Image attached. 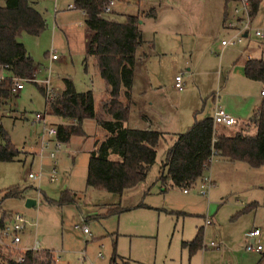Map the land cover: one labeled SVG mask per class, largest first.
<instances>
[{"label":"rangeland","instance_id":"rangeland-1","mask_svg":"<svg viewBox=\"0 0 264 264\" xmlns=\"http://www.w3.org/2000/svg\"><path fill=\"white\" fill-rule=\"evenodd\" d=\"M111 1L110 13L103 18H133L144 39L154 38L162 44L170 28L156 5V18L152 21L146 16L151 8L149 0ZM67 6L71 7V0H38L34 4L45 28L38 36L21 33L17 41L32 59L35 72L30 80H21L20 91L0 103V128L18 153L11 162L0 163V198L9 187L22 190L19 198L0 199V213L17 214L26 221L22 242L34 241L40 250L51 251L57 264H109L111 257L114 264H264L262 168L252 169L241 162L213 158L203 173L212 182L206 194L199 193L198 182L184 194L181 188L162 187L156 181L160 171L165 173L161 169L163 154L170 146L160 141L153 165L143 182L134 188L119 196L87 189L84 179L88 153L105 135L94 120H83L80 125L83 136H72L61 144L53 161L47 157V151L37 156L41 131L59 122L44 113L46 79L49 96L62 90V79H69L78 93L91 91L95 112L104 93L94 59L86 61L83 71L82 16L67 11ZM249 28L246 38L224 50L220 42L230 39L235 31L222 29L215 39H209L189 57L187 52L159 56L152 53L154 47L143 48L145 58H136L131 92L134 104L129 108L125 126H143L137 118L139 106L152 119L162 116L169 122L168 129L181 134L191 125L193 113L196 120L212 118L211 96L224 86L231 96L228 101L254 99L257 93L254 82L247 81L250 87L241 92L234 89L233 83L235 79H243L239 71L244 54L253 59L264 55V46H260L264 45V0H258ZM254 30L263 33V39L255 38ZM50 54L56 60H50ZM178 74L183 82L180 92L173 88L174 75ZM226 78H230L227 84ZM36 115L43 116V123L33 121ZM246 119H240L238 125L223 127V134L241 131L251 135L253 129ZM108 158L117 159L114 155ZM52 164L56 177L49 182ZM28 173H40L39 180L28 179ZM63 193L71 197L70 203L61 202ZM26 200L34 201V206L25 208ZM206 219L208 225L204 223ZM198 228H202L201 246L205 248L190 255L181 244L192 240ZM82 229L87 233L82 234ZM252 229L260 232L254 240L261 247L258 253L243 249L248 243L245 234ZM210 242L218 243V248L208 247Z\"/></svg>","mask_w":264,"mask_h":264},{"label":"trees","instance_id":"trees-1","mask_svg":"<svg viewBox=\"0 0 264 264\" xmlns=\"http://www.w3.org/2000/svg\"><path fill=\"white\" fill-rule=\"evenodd\" d=\"M38 0H3L0 6V103L14 96L10 92L14 80H30L35 72L32 59L17 41L21 34L38 36L45 28V21L34 9ZM107 0H71V8L84 14L83 71L86 61L94 59L104 93L98 112L93 106L91 91L76 92L69 79H62V90L56 95H45L44 113L73 124L54 125L56 140L64 144L72 136H83L80 125L83 120H94L104 131V139L88 153L85 188L120 195L143 182L155 160V148L163 141V134L156 131L134 130L123 127L130 108L134 52L141 44L138 24L133 18L114 22L100 16V7ZM231 0H224L225 6ZM249 18L258 6V0H248ZM245 79L259 82L264 91V55L242 64ZM195 115V114H194ZM184 133L174 135L172 144L163 154L162 168L156 181L160 186H173L183 190L194 186L207 170L209 160L217 158L226 162H241L252 169L262 168L264 178V95L252 110L247 123L253 129L251 135L235 132L233 135H214L210 118L196 120ZM106 117L107 119H104ZM18 153L11 146L8 136L0 128V163L11 162ZM109 155L117 157L109 160ZM22 190L9 187L1 194V200L19 198ZM67 193L61 202L70 203ZM4 217L5 213H0ZM202 229L198 228L193 239L181 244L191 255L201 248ZM9 264H57L52 253L40 250L26 252L22 263ZM114 264V257L110 263Z\"/></svg>","mask_w":264,"mask_h":264},{"label":"crops","instance_id":"crops-1","mask_svg":"<svg viewBox=\"0 0 264 264\" xmlns=\"http://www.w3.org/2000/svg\"><path fill=\"white\" fill-rule=\"evenodd\" d=\"M149 3L151 4V8L149 14L146 15L148 19L152 21L155 20L156 18L155 5H156V9L162 12V14L164 13V16H166V20H165L167 24L166 26L169 27L170 30H168L166 37L163 40H161L162 42L161 44L160 41L157 43V40H155L154 38H151L152 39L151 41L150 39L147 38L144 39L142 37V32L138 27L141 44L136 48L134 52L132 83L134 78L136 58L137 60H143L145 58V53L144 51H142L143 48L152 49L154 47L152 49V53L159 56L164 55L167 52H171L175 54H183L187 52L189 57L190 55H192V53H194V51L202 48L209 39L211 38L213 39L214 37L218 36L220 30L223 29L226 31H233L230 29H225L224 27L225 18H227V13L229 12V8H230V4H227L225 6L224 0H149ZM67 11L77 12L82 16V21L84 20L83 12L74 10L72 8L70 9L67 8ZM110 17L111 18H105V19L118 23L123 22L127 18L124 17L121 20H115L114 18H112L113 16ZM182 37H184V39H182ZM242 38H246V35H243ZM151 42H153L154 46L151 44ZM260 46L263 47L264 45L262 44ZM225 48L221 47L222 50H224ZM249 58L252 59L251 57ZM246 60L247 59L244 58L242 64ZM239 72L240 74H242V65ZM241 76L243 79H235V82L233 83L235 85L234 89H236L238 92L245 91L248 87H250V85L246 83L249 80L245 79L243 75ZM228 80H230V78L229 79L226 78V82H225L226 84L228 83ZM249 82H253V81H249ZM132 83L130 90V106L134 104L131 101ZM146 83H148V80L146 81ZM254 83L256 84L255 90L257 91L254 99L246 97L243 98L241 101L235 100L234 103L233 100L231 99L228 101L229 97L231 96L229 93V89L224 86V88L221 89V92H218L216 94L215 99H214L215 94L211 96V102L213 104L214 101L216 100L217 105L221 109L223 108L224 112L235 120V125H238L237 123L240 119H243L245 117H247L248 119L250 117L252 110L260 103L262 99V97L259 96V92L262 90V85L259 82H254ZM231 95H235V94H231ZM234 98L238 99L236 96H234ZM137 110H138L137 118H139V120L143 123V126H132L128 128L125 126L126 123L125 122L123 123V127L127 129L156 131L158 133H162L163 134L162 142L167 146L171 145L174 140V135L176 134L174 132L175 130L168 129L170 127L168 126L169 122L165 121L162 116H159L157 119H152L151 117L147 116L143 111H141V107L139 106ZM193 115L194 113L192 114V119H193ZM104 119L107 118L104 117ZM58 123L73 124V122L71 121L60 120V119ZM223 131L224 128L221 125H218V127H213L214 135H224ZM224 136H228V135H224ZM258 237H255L253 241Z\"/></svg>","mask_w":264,"mask_h":264},{"label":"built area","instance_id":"built-area-1","mask_svg":"<svg viewBox=\"0 0 264 264\" xmlns=\"http://www.w3.org/2000/svg\"><path fill=\"white\" fill-rule=\"evenodd\" d=\"M230 8L229 12L227 13V18H225L224 27L225 29H230L235 31V34L228 39L227 41H221L220 46L222 48L234 46L241 41L243 35H246L247 31L250 30L249 23V5L248 0H231L230 1ZM112 5L111 0H107L103 3L100 7L99 14L100 16H104L109 14L110 10L109 7ZM68 9L71 7L68 6ZM252 35L255 38L262 39L263 33L260 31L254 30L252 31ZM245 58L249 60V55L244 54ZM50 60H56V56L50 54ZM45 95L49 96V81L46 79L43 82ZM183 87L181 74L174 76L173 78V88L176 91H181ZM22 89L21 80H14L10 87L11 94H15ZM264 91L261 90L259 92V96H263ZM214 99L216 98V93L214 95ZM213 111H212V118L211 122L212 125L219 124L222 127H231L235 125V120L226 114L216 103V100L213 103ZM35 122L43 123L44 118L43 116H35ZM56 130L55 127L52 126L50 128L43 129L41 131V135L37 141V156L41 157L44 151H47V157L53 161L54 160V152L61 147V143H59L56 138ZM213 159V158H211ZM209 160V162L211 161ZM56 177L55 167L52 164L50 169L48 181L53 182ZM27 178L31 180H39L40 173L36 174H27ZM199 193L201 195H205L208 189L212 186V182L209 177L202 176L199 180ZM183 193H186V190H182ZM206 225L210 222L208 219L204 221ZM26 221L17 214L5 213L4 217L0 215V264H9V263H22L23 262V255L26 252L37 253L40 251L37 244L33 242H28L25 240L22 242L21 237L24 235L27 227ZM82 234H86V230H81ZM259 230L253 229L245 234V238L248 239V243H246L243 247L244 251L246 252H253L258 253L261 250L260 245H255L253 239L259 236ZM218 243L210 242L208 247L210 248H218ZM201 248H205L201 246Z\"/></svg>","mask_w":264,"mask_h":264},{"label":"water","instance_id":"water-1","mask_svg":"<svg viewBox=\"0 0 264 264\" xmlns=\"http://www.w3.org/2000/svg\"><path fill=\"white\" fill-rule=\"evenodd\" d=\"M33 206H34V201L26 200L25 203H24V207L25 208H30V207H33Z\"/></svg>","mask_w":264,"mask_h":264}]
</instances>
